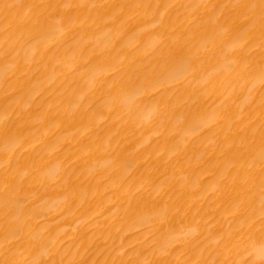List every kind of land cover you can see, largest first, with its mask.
Returning <instances> with one entry per match:
<instances>
[{"label":"bare ground","instance_id":"6f19581e","mask_svg":"<svg viewBox=\"0 0 264 264\" xmlns=\"http://www.w3.org/2000/svg\"><path fill=\"white\" fill-rule=\"evenodd\" d=\"M0 264H264V0H0Z\"/></svg>","mask_w":264,"mask_h":264}]
</instances>
